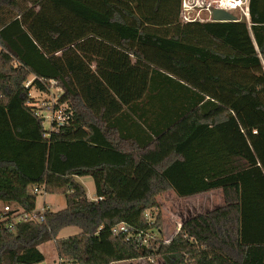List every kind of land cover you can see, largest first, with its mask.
Segmentation results:
<instances>
[{
	"label": "trees",
	"instance_id": "1",
	"mask_svg": "<svg viewBox=\"0 0 264 264\" xmlns=\"http://www.w3.org/2000/svg\"><path fill=\"white\" fill-rule=\"evenodd\" d=\"M181 3L0 0V264L48 241L73 264H264V0L248 21H184ZM51 83L66 107L48 129L29 89ZM34 188L65 206L22 219ZM214 189L221 204L162 238L159 194Z\"/></svg>",
	"mask_w": 264,
	"mask_h": 264
},
{
	"label": "rangeland",
	"instance_id": "2",
	"mask_svg": "<svg viewBox=\"0 0 264 264\" xmlns=\"http://www.w3.org/2000/svg\"><path fill=\"white\" fill-rule=\"evenodd\" d=\"M202 8L197 14V5L191 9L190 15L187 18L197 19H210L209 13L203 9L206 3H211L210 0H199ZM233 13L238 16L236 11ZM183 14V11H182ZM182 16V15H181ZM29 81H26V86L29 85ZM60 93L59 88L51 83V86L47 92H39L33 87L29 89V96L32 97V101L38 106L41 115L44 116L43 125L45 128L51 129L52 125V108L56 107L57 97ZM57 107L64 109L65 104H57ZM76 179L84 186L85 192L89 198L94 196L93 181L90 176H76ZM223 201L222 193L220 189L209 190L207 192L199 193L193 197H178L172 190H166L157 196L158 208L154 209L153 214H159L161 236L163 239L168 240L178 230L182 220L188 216L194 215L199 212H205L217 204H221ZM44 205L48 206L51 210H57L65 206V198L63 194L45 193L43 191L37 192L35 200V210H40ZM69 229V228H68ZM78 230V229H77ZM67 229H63L58 233V237L68 235ZM171 236V237H170ZM40 251L44 255V259L35 264H64L57 259L56 251L53 241H48L39 245ZM162 259L157 256L153 259L143 258L133 261H118L110 264H159Z\"/></svg>",
	"mask_w": 264,
	"mask_h": 264
},
{
	"label": "built area",
	"instance_id": "3",
	"mask_svg": "<svg viewBox=\"0 0 264 264\" xmlns=\"http://www.w3.org/2000/svg\"><path fill=\"white\" fill-rule=\"evenodd\" d=\"M210 2L211 3H206L203 6V9L209 13V17L211 15V9L212 8H223V9L231 12L235 16V19L236 18H243L246 21H248V0H210ZM194 5H197L200 7V8H198V11H197V14H198L200 9L202 8L201 4L199 3V0H182L181 14H180L181 20L188 21V20L197 19L194 17H191V18L186 17L187 15H190V13H191L190 11L194 7ZM182 11H183V14H182ZM233 11H236L238 13V16H236L233 13ZM200 20H203V19H200ZM51 113H52V119L51 120H55L56 122H62L64 120L62 108H58L56 110L52 109ZM34 191L38 192L39 190L37 188H34ZM44 208L45 207L43 206L40 210H35L33 212H30V213L23 212L21 214V217H22V219H26V220H28V219L42 220L41 212L43 211ZM3 210L4 211L8 210V206H4ZM144 216L147 219H150V212L148 210L145 211ZM111 231L113 233H127L129 230H128V227L125 223H119L117 225H114L111 228ZM140 237H141L140 235H136L135 239L140 240L141 239ZM59 264H61V263H59ZM64 264H73V262L71 260L68 263H64Z\"/></svg>",
	"mask_w": 264,
	"mask_h": 264
},
{
	"label": "water",
	"instance_id": "4",
	"mask_svg": "<svg viewBox=\"0 0 264 264\" xmlns=\"http://www.w3.org/2000/svg\"><path fill=\"white\" fill-rule=\"evenodd\" d=\"M210 20H212V21H229V20H235V16L231 12H229L223 8H212Z\"/></svg>",
	"mask_w": 264,
	"mask_h": 264
},
{
	"label": "crops",
	"instance_id": "5",
	"mask_svg": "<svg viewBox=\"0 0 264 264\" xmlns=\"http://www.w3.org/2000/svg\"><path fill=\"white\" fill-rule=\"evenodd\" d=\"M207 192V191H206ZM199 193H197V194H193V195H190V196H188V197H193V196H197ZM87 195V194H86ZM88 197V196H87ZM92 199H94V196L92 197ZM217 205H219V204H217ZM61 209V208H60ZM58 210V209H57ZM69 228V229H68ZM64 230L65 229H67V231L66 232H68V233H70V234H68V235H72V234H75V233H77L78 231H79V229L76 227V226H67V227H64L63 228ZM63 229H61V230H63ZM78 229V230H77ZM60 230V231H61ZM59 231V232H60ZM68 235H65V236H68ZM65 236H62V237H65ZM171 237V236H170ZM39 247V246H38ZM57 256V255H56ZM58 259V258H57ZM59 260V259H58Z\"/></svg>",
	"mask_w": 264,
	"mask_h": 264
}]
</instances>
